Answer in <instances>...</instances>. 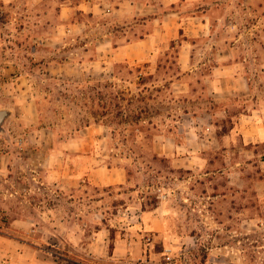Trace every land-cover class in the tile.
I'll list each match as a JSON object with an SVG mask.
<instances>
[{"label":"rangeland","instance_id":"obj_1","mask_svg":"<svg viewBox=\"0 0 264 264\" xmlns=\"http://www.w3.org/2000/svg\"><path fill=\"white\" fill-rule=\"evenodd\" d=\"M151 36L153 47L138 43ZM217 41L237 42L236 58H249L240 70L252 77V95L223 101L213 92L218 84L203 81L220 73L213 66L222 54L210 49ZM261 45L264 0H0V110L9 111L0 125V155L15 157L10 181L0 177V264H143L129 256L93 257L82 246L104 230L111 252L114 239L136 229L142 212L166 201L168 193V202L176 204L178 192L191 187L200 196L190 197L204 207L213 200L203 195L215 186L230 194L229 205L240 202L239 179L233 177L230 185L225 174L204 175L207 165L177 170L162 155L161 143L181 141L187 130L218 137L227 129L221 124L225 107L236 114L245 106H263ZM185 57L207 64L189 71L182 65ZM117 63L125 66L116 68ZM107 81L126 91L130 119L144 112L142 132L138 125L95 122L90 106L106 105L110 112L112 100L86 85ZM87 118L91 124L85 126ZM231 135L239 141L236 132ZM38 149L61 173L65 156L74 160L78 176L83 156L89 167L118 168L128 181L71 188L48 182L44 166L32 171ZM250 158L243 152L248 221H238L239 212L231 210L220 228L190 211V227L202 236L198 245L175 252L172 260L157 258V264H264V196L255 192L260 174ZM217 159L215 165L222 166ZM192 174L196 177L186 182ZM8 187L12 195L5 192Z\"/></svg>","mask_w":264,"mask_h":264},{"label":"crops","instance_id":"obj_2","mask_svg":"<svg viewBox=\"0 0 264 264\" xmlns=\"http://www.w3.org/2000/svg\"><path fill=\"white\" fill-rule=\"evenodd\" d=\"M233 24V22H232ZM205 25V24H204ZM201 35V34H199ZM227 38L220 39L224 41ZM152 36L141 39L138 43L144 45L147 49V45L153 47ZM216 42V45L211 46L210 49L218 51V54H222V58L218 59L214 64V70L219 69L220 73H211L205 77L203 81L209 83H217V89L213 90L217 99L223 101L230 100L231 97H248L252 95V77L246 71H241L240 67H246L249 63L248 57L236 58L234 50L236 49L237 42L229 43V46L225 42ZM262 47V54L264 53V45ZM193 60V61H192ZM257 60V59H255ZM204 64H207L206 62ZM202 60H198L196 63L194 59L182 60V65L187 67V70L194 71L202 65ZM264 66V63L262 64ZM255 98V95L251 99ZM221 100V101H222ZM247 102V101H246ZM224 119H226L230 112V109L225 107ZM234 126L230 132L225 133L222 137L214 136V133L204 132L198 134L195 131H186V137L183 136L181 141L169 142V140L162 141L161 153L166 158H170L175 162V168L177 170L184 169L185 171L203 168L207 165V169L204 170V175H222L227 177V183L233 185V177L239 179L235 182L237 187L236 193L240 196V202L231 203L229 193L225 188H217L214 186L211 192L205 193L202 198L207 197L213 201L209 204H203L201 207L196 201H193L192 197H199L193 188L189 190H182L178 192L180 201L176 204L169 203V193L166 194V201L159 203L150 210L143 211L140 215L139 223L135 224L136 229H132L128 233H124L123 237L114 239V246L110 252L111 238H107L108 235L104 233V230L95 233L92 243L87 246H82V250L91 256L103 258L106 255L109 257L117 258L118 260L129 256L134 260H141L143 264L158 263L157 258L164 257L168 253L166 250L171 251V255L174 256L175 252L180 250H192L198 245L202 236L197 230H193L190 226L192 224L188 219V212L193 211L201 212L203 216L208 219L207 225L223 228L227 221H230L231 217L226 215L227 211L235 210L240 214L238 221H248V204H243V194L248 191V177L243 176L242 162L243 152H250L251 158L248 160L253 161L258 165L259 177L256 178V194L264 196V105L253 106L252 108L245 106L242 107L236 114L233 121ZM236 132L240 137L239 141L232 137L231 133ZM44 149H38L36 160L34 161L35 168L32 171L40 169V166H44L43 177H37L33 174V179L43 180L42 177L48 182L59 181L65 188H71L75 183L83 182L90 183L97 187H105L111 185H123L128 181V177L125 172L118 168H108L105 166L89 167V160H82L80 156L78 159L82 161L80 174L74 176L73 174V159L64 156L62 160V166H64V172L55 170L52 157H47L44 154ZM216 155V156H215ZM219 155V156H218ZM89 157V156H87ZM217 157L224 161L222 166L215 165L218 162ZM15 157L6 154L0 155V177L9 182L12 178L10 173L12 162L10 159ZM33 159V158H31ZM35 159V158H34ZM77 159V160H78ZM76 160V159H75ZM76 160V161H77ZM79 161V162H80ZM50 166H47V164ZM261 164V166H260ZM235 167H240L239 172H235ZM261 167V169H260ZM36 169V170H35ZM238 175V176H236ZM202 176V175H198ZM196 174L190 175V177H183L186 182L194 179ZM198 181V178L196 179ZM239 182V183H238ZM64 188V189H65ZM232 188H230L231 190ZM4 191V190H3ZM7 193L13 194L9 191V187L6 189ZM165 196V195H164ZM192 196V197H190ZM191 203H189V202ZM207 212L208 215H205ZM244 212V217H243ZM17 222V221H16ZM23 226H28L27 221H18ZM15 223V222H14ZM206 223V222H205ZM150 235L152 237V243H143L145 236ZM158 243L162 249L157 251L154 249ZM149 247V248H147ZM148 250V251H147ZM29 249L23 251L22 259H25Z\"/></svg>","mask_w":264,"mask_h":264},{"label":"trees","instance_id":"obj_3","mask_svg":"<svg viewBox=\"0 0 264 264\" xmlns=\"http://www.w3.org/2000/svg\"><path fill=\"white\" fill-rule=\"evenodd\" d=\"M124 64H116L115 67H123ZM120 78V77H119ZM88 85V86H87ZM86 87L90 89H98L99 90V97L104 99L105 97H109L112 101L113 110L108 112L106 110V105H102L101 107L104 108V110L97 109L94 105L91 107V114L92 117L95 119L96 123H106L110 122L111 124H116L120 127H123L125 124H131V125H138L137 129L138 131L142 132L143 127L139 126L141 125L142 121L145 120L144 112H141L137 115H135L134 119H130V102L128 101L127 104H124V101L128 99V95L125 90H121L117 87L116 82L107 81L105 83H87ZM237 114V112H236ZM234 113H230L229 116L226 119H223L221 122L222 126H224L227 129H224L223 133L219 132L218 135L222 137L225 133L230 132L232 127L234 126L232 117L233 115H236ZM112 118H110L111 116ZM83 125L88 126L91 124L90 119H84ZM142 127V128H141ZM113 244L111 245V249H113Z\"/></svg>","mask_w":264,"mask_h":264},{"label":"built area","instance_id":"obj_4","mask_svg":"<svg viewBox=\"0 0 264 264\" xmlns=\"http://www.w3.org/2000/svg\"><path fill=\"white\" fill-rule=\"evenodd\" d=\"M144 240L148 243V244H150V243H152V237L150 236V235H148V236H145V238H144ZM168 253L166 254V259L167 260H172V258H173V256L171 255V251L170 250H166Z\"/></svg>","mask_w":264,"mask_h":264},{"label":"water","instance_id":"obj_5","mask_svg":"<svg viewBox=\"0 0 264 264\" xmlns=\"http://www.w3.org/2000/svg\"><path fill=\"white\" fill-rule=\"evenodd\" d=\"M8 116H9L8 110H0V125H2V123Z\"/></svg>","mask_w":264,"mask_h":264}]
</instances>
